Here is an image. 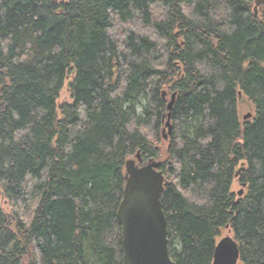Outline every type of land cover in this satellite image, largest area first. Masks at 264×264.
I'll return each mask as SVG.
<instances>
[{
  "label": "trees",
  "instance_id": "obj_1",
  "mask_svg": "<svg viewBox=\"0 0 264 264\" xmlns=\"http://www.w3.org/2000/svg\"><path fill=\"white\" fill-rule=\"evenodd\" d=\"M254 8L0 0V264H123L117 211L138 152L162 160L171 182L162 203L177 264H213L225 229L238 264H264V15Z\"/></svg>",
  "mask_w": 264,
  "mask_h": 264
},
{
  "label": "water",
  "instance_id": "obj_2",
  "mask_svg": "<svg viewBox=\"0 0 264 264\" xmlns=\"http://www.w3.org/2000/svg\"><path fill=\"white\" fill-rule=\"evenodd\" d=\"M260 6L264 8V0L255 1L256 12ZM166 95L164 91L163 97ZM175 99L176 93L168 103L169 111L173 109ZM251 116L248 113L244 118ZM166 127L164 137L168 138L173 129L171 112ZM142 163L140 152L126 162V185L117 211L122 226L123 264H177L169 250L168 220L162 203L165 187L171 182L160 169L161 161ZM242 194L243 189L239 191V195ZM239 259L237 241L231 235L221 238L215 248L213 264H238Z\"/></svg>",
  "mask_w": 264,
  "mask_h": 264
},
{
  "label": "rangeland",
  "instance_id": "obj_3",
  "mask_svg": "<svg viewBox=\"0 0 264 264\" xmlns=\"http://www.w3.org/2000/svg\"><path fill=\"white\" fill-rule=\"evenodd\" d=\"M70 100V94H69V92H68V89H67V83H66V87L62 90V92H61V96H60V101L61 102H64V101H69ZM245 103V104H244ZM243 106H242V110H243V112H242V114L244 115V114H247L248 112H252V109L251 108H249V105H247L246 104V102H243ZM167 141H166V143L164 144V149H166V147H167ZM132 158H135V156L134 157H132ZM227 235H231V233L229 232V231H227V229H225V230H223L222 231V235H221V238L222 237H224V236H227Z\"/></svg>",
  "mask_w": 264,
  "mask_h": 264
},
{
  "label": "bare ground",
  "instance_id": "obj_4",
  "mask_svg": "<svg viewBox=\"0 0 264 264\" xmlns=\"http://www.w3.org/2000/svg\"><path fill=\"white\" fill-rule=\"evenodd\" d=\"M263 9H264L263 6L258 7L259 12L262 13V14L264 15V13H263Z\"/></svg>",
  "mask_w": 264,
  "mask_h": 264
},
{
  "label": "flooded vegetation",
  "instance_id": "obj_5",
  "mask_svg": "<svg viewBox=\"0 0 264 264\" xmlns=\"http://www.w3.org/2000/svg\"><path fill=\"white\" fill-rule=\"evenodd\" d=\"M144 161V160H143ZM144 163H146L145 161H144Z\"/></svg>",
  "mask_w": 264,
  "mask_h": 264
}]
</instances>
